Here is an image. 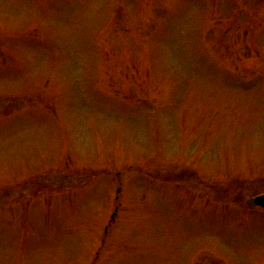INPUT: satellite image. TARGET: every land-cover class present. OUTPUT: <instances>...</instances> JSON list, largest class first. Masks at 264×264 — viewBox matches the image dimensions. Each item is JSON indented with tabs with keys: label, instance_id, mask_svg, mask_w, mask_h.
<instances>
[{
	"label": "rangeland",
	"instance_id": "obj_1",
	"mask_svg": "<svg viewBox=\"0 0 264 264\" xmlns=\"http://www.w3.org/2000/svg\"><path fill=\"white\" fill-rule=\"evenodd\" d=\"M263 194L264 0H0V264H264Z\"/></svg>",
	"mask_w": 264,
	"mask_h": 264
},
{
	"label": "water",
	"instance_id": "obj_2",
	"mask_svg": "<svg viewBox=\"0 0 264 264\" xmlns=\"http://www.w3.org/2000/svg\"><path fill=\"white\" fill-rule=\"evenodd\" d=\"M254 204L264 209V196L255 199Z\"/></svg>",
	"mask_w": 264,
	"mask_h": 264
}]
</instances>
